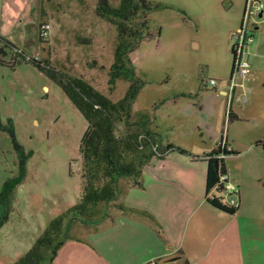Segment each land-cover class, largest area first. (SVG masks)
Here are the masks:
<instances>
[{"label":"rangeland","instance_id":"obj_1","mask_svg":"<svg viewBox=\"0 0 264 264\" xmlns=\"http://www.w3.org/2000/svg\"><path fill=\"white\" fill-rule=\"evenodd\" d=\"M152 1L163 4L148 14L153 35L129 53L135 70L147 80L134 101V113H154L156 102L182 92L198 93L199 97V76L207 83L215 77L230 86L232 41L224 39L222 20L224 15H232L227 9L231 0ZM235 1L240 7L247 3ZM118 2L113 0L115 5ZM96 3L0 0V34L25 55L47 59L58 69L82 76L117 101L125 95L129 81L119 78L115 89L110 90L109 70L119 38L115 25L97 15ZM41 23H49L48 36L41 35ZM7 52L4 59L9 61L13 48L8 47ZM19 59L15 67L0 64V191L4 181L19 172V152L12 142L11 128L27 155L25 177L11 197L9 219L0 227V264H12L24 255L52 218L79 201L84 183L80 145L87 120L47 73ZM260 84L258 81L252 88L244 87L241 93L242 98H248L247 107L256 106L253 117L240 122L250 127L264 117V83ZM202 91L205 107L200 113L199 106L194 105L197 97H182L177 103L185 109L180 121L183 128H191L193 123L197 128L199 116L204 126H211L210 131L220 125L218 92L206 87ZM172 104L170 100L158 109L160 125L165 126ZM175 132L177 137L187 134ZM230 163L242 174V161ZM244 175L248 188L264 189V179L258 183L253 175ZM122 181L124 190L131 180ZM232 181L238 186L233 177ZM100 206L104 211L111 204ZM76 225L81 223L75 224L69 234H75ZM261 253L260 258L247 264H264V251Z\"/></svg>","mask_w":264,"mask_h":264},{"label":"crops","instance_id":"obj_2","mask_svg":"<svg viewBox=\"0 0 264 264\" xmlns=\"http://www.w3.org/2000/svg\"><path fill=\"white\" fill-rule=\"evenodd\" d=\"M227 7L232 15H224L222 29L224 39L231 41L232 32L242 24L245 3L240 7L231 0ZM255 28V39L247 55L251 72L240 80L234 92L215 77L210 78L217 81L213 86L210 80L207 83L199 76V97L198 93L182 92L165 100L163 104L173 101L165 126L158 122L161 105L154 112L155 124L165 143L173 142L202 156L225 141L238 152L226 160L227 172L239 187L237 211L229 213L207 201L206 160L171 152L165 158L148 162L139 182L129 179L117 200L104 210V218L76 222L81 225L74 227L75 234L68 232L53 264H149L152 260L166 264H247L263 255L264 189L248 188L244 174L253 175L257 182L264 179V150L257 144L264 140V117L251 127L240 122L248 121L256 110L254 104L247 107V102H243V88H252L258 81L261 86L264 83V10ZM229 45L228 42L226 48ZM231 46L232 42L230 50ZM205 87L219 94L220 125L210 131L211 126H204L199 116L197 128L194 123L191 128H183L180 121L186 115L185 109L177 103L182 97H197L194 105L199 106L200 113L205 107L201 101ZM229 111L236 116L233 120L228 119ZM176 130L187 134L177 137ZM232 161L243 162L239 169L242 174ZM175 256L179 259L168 261Z\"/></svg>","mask_w":264,"mask_h":264},{"label":"trees","instance_id":"obj_3","mask_svg":"<svg viewBox=\"0 0 264 264\" xmlns=\"http://www.w3.org/2000/svg\"><path fill=\"white\" fill-rule=\"evenodd\" d=\"M163 7L152 0H97L96 13L115 25L118 44L114 61L109 70V87L113 91L117 80L124 78L129 87L120 100H113L107 94L94 87L82 76L73 75L63 69L52 66L47 59L27 56L15 44L0 34V64L15 67L23 58L32 62L41 71L47 73L67 94L88 122L82 137L80 151L82 155L83 188L79 201L52 218L42 234L36 238L32 247L12 264H53L59 248L65 242L68 232L78 221H97L106 216L103 204L113 203L122 192V180L138 179L144 166L153 158H165L171 152L189 155L194 159L206 160V197L213 206L229 213L237 211L226 202L225 186L221 176L227 172L226 160L238 154L222 144L202 156L194 155L187 148L173 142H164V136L155 124V114L148 110L134 113V101L147 80L138 74L129 58L130 51L153 32L148 14L153 8ZM43 23L40 24L42 29ZM13 48L12 58L4 59L7 48ZM234 72L235 51L231 47ZM230 77V78H231ZM167 98L155 103L159 108ZM236 116L229 111L228 119ZM12 142L19 152V172L4 181L0 191V227L9 219L10 200L18 183L26 174L27 155L18 141L14 128L10 129ZM264 150V140L257 141Z\"/></svg>","mask_w":264,"mask_h":264},{"label":"built area","instance_id":"obj_4","mask_svg":"<svg viewBox=\"0 0 264 264\" xmlns=\"http://www.w3.org/2000/svg\"><path fill=\"white\" fill-rule=\"evenodd\" d=\"M263 3L261 0H247L244 17L241 26L232 32L231 41L235 51L234 72L230 78V91L234 92V89L239 84L240 80L248 76L251 72V64L248 60V51L250 44L254 41V28L260 20L259 14L263 11ZM49 23H43L41 29V35L43 37L49 34ZM211 85H216V79H210ZM248 101L247 96L243 97V102ZM222 144H226L223 141ZM230 148V147H229ZM221 180L224 182L226 202L233 206H239V187L232 181L228 172L221 176ZM149 264H166L160 260H152Z\"/></svg>","mask_w":264,"mask_h":264},{"label":"water","instance_id":"obj_5","mask_svg":"<svg viewBox=\"0 0 264 264\" xmlns=\"http://www.w3.org/2000/svg\"><path fill=\"white\" fill-rule=\"evenodd\" d=\"M262 15H263V11L260 12V14H259V18H261ZM177 259H179V257H178V256H175V257H171V258H169L168 261H174V260H177Z\"/></svg>","mask_w":264,"mask_h":264}]
</instances>
